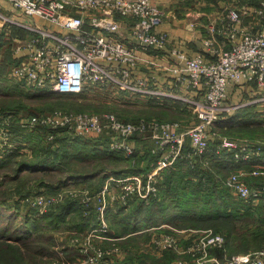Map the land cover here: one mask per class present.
<instances>
[{
	"label": "built area",
	"instance_id": "1",
	"mask_svg": "<svg viewBox=\"0 0 264 264\" xmlns=\"http://www.w3.org/2000/svg\"><path fill=\"white\" fill-rule=\"evenodd\" d=\"M228 10L227 22L218 31L219 39L203 38L205 51L190 55L182 48L167 49L171 38L168 32L157 30L163 23L164 10L155 0L0 1L4 35L11 38L10 32L21 30L12 38L18 54L13 56L18 58L10 74L26 90L49 89L75 95L92 89L115 90L158 103H183L194 116L187 123L156 119L128 122L110 112L55 110L18 118L21 129L45 130V138L50 141L57 130L107 138L108 148L132 165L144 155L155 158V165L145 171L109 173L94 194L99 224L78 243L88 264H111L112 256L120 251L115 243L92 246L94 237L109 238L99 232L107 230L106 209L116 205L129 209L136 199L158 198L161 172L177 167L178 162L194 167L214 153L223 162L239 164L222 180L223 185L244 204L264 205V140L221 136L212 146L215 122L236 118L245 109L254 110L255 117L264 119V24L254 27L245 22L237 6ZM253 11L260 22L264 20V0L248 13ZM112 12L126 21L125 33L122 21L113 18ZM205 52L212 53V59L207 60ZM152 60L167 62L160 64V70L169 72L168 82L159 81L151 70ZM142 67L148 71L140 73ZM237 87H244L246 94L235 100ZM3 133L5 128H0V136ZM141 143H149L148 148H140ZM0 146L5 151L10 144L5 141ZM244 175L256 179L247 183ZM60 194H38L34 202L42 204L43 210L60 200ZM181 233L153 234L151 246L159 252L187 257L176 264H264V248L227 253V237L222 231L186 229Z\"/></svg>",
	"mask_w": 264,
	"mask_h": 264
},
{
	"label": "rangeland",
	"instance_id": "2",
	"mask_svg": "<svg viewBox=\"0 0 264 264\" xmlns=\"http://www.w3.org/2000/svg\"><path fill=\"white\" fill-rule=\"evenodd\" d=\"M110 14L115 19L121 18L116 12ZM4 31L0 21V128H5V134L0 136V145L5 141L10 144L5 151L2 150L3 146H0V264H88L86 254L78 256L79 252L74 247L75 244L78 245L79 237L85 239L86 236L82 234H86L88 228L78 231L73 230V227L81 219L90 222L91 219L94 221L92 216L98 218V213L93 214L92 211L93 207L95 209V203L91 206L94 199L92 192L101 188L104 173L135 167L136 172L145 171L150 168V159L144 155L132 165L123 157L118 158L117 155L94 150L93 144L97 143L92 137H78L66 130H57L54 133L55 139L49 142L50 140L44 138L45 130H23L17 124L18 118L55 110L98 114L110 112L128 122H137L140 119L189 122L194 116L189 112L184 116L179 115L178 109L185 107L183 103V107L172 101L158 103L150 98L130 96L115 90L92 89L77 95L57 93L49 89L26 90L16 83L10 74L13 62L18 58H15L18 54L14 51L17 42L12 38L21 30L10 32L11 38L4 35ZM171 114H175V119H167L172 118ZM223 123L225 126L217 125L218 132L212 135L216 141L221 136L248 141L264 140L262 118L250 120L241 113L234 121ZM8 136L10 139L3 138ZM26 162L33 167H27ZM177 169L175 170L178 172ZM211 169L207 168L208 172L204 174L199 170L193 171L190 181L196 183L187 182V174L186 178L179 179L178 183L176 174H173L175 170L167 168L161 172L162 177L158 183L159 193L165 192L170 208L167 213L162 212L160 220L164 215L176 216L178 211L186 209L205 216L200 215V218H194L190 222L179 215L181 218L177 223L183 226L163 222L160 225L142 227L146 224L143 225L142 221L148 222L146 213L138 211L134 203L128 210L120 209L121 206L116 205L115 208L105 211L107 230L99 231L109 238H97L98 241H92L93 248L108 247L115 243L120 251L112 256L111 264H176L179 259L185 260L187 257L172 251H157L151 246L150 238L153 234L165 233L181 236V231L186 229H210L227 233V253L264 248L263 209L241 203L235 206L237 210L233 209L229 196L226 197L227 201L223 194V198L220 197L217 191L219 183L214 181L217 179L218 182L220 179V184L223 185L222 180L230 173L225 176L213 175ZM182 172L184 171L180 170L179 173ZM209 172L212 175L208 174ZM169 173H172V178L167 182ZM196 175H199V178H196ZM197 179L201 180L200 183ZM243 179L249 183L247 178ZM192 188H201L199 194L190 193ZM58 192H61V199L43 210L42 204L34 202L38 194ZM28 199L29 201H26ZM67 202L79 205L82 213L69 211L65 221L58 225L49 223L47 217L44 218V215L52 214L56 220L59 211L55 210ZM210 211L216 212L213 213L214 216H209ZM188 222L189 225L197 227H184L189 226ZM192 242L195 243L196 239ZM122 254L125 255L124 258L119 257ZM76 257H80L81 261Z\"/></svg>",
	"mask_w": 264,
	"mask_h": 264
},
{
	"label": "crops",
	"instance_id": "3",
	"mask_svg": "<svg viewBox=\"0 0 264 264\" xmlns=\"http://www.w3.org/2000/svg\"><path fill=\"white\" fill-rule=\"evenodd\" d=\"M155 1L164 10V21L162 24H160L157 27V30L167 31L171 38L170 44L168 45L167 49H171L173 47L182 48L185 51L187 50V52L190 55H194L198 52H201L202 50L205 51V48H204L205 46L202 43L203 38H213V39L216 38L217 40L219 39L218 31H219L220 26L223 23L227 22V19H228L227 15H228L229 7L238 6L240 10L242 11L243 20L245 22H249V24L253 25L254 27H258L260 24H264V20L261 19V22H260L257 16H255L254 11H253L254 14L248 13V11H252L258 5L260 0H155ZM120 20L122 21V31L125 33L126 21L122 20L121 18ZM182 42L183 44L181 45ZM212 57H213V54L210 52H207L205 55V58L207 60L212 59ZM174 58H176L175 55L171 57V60H173ZM149 59H151V56L149 57ZM152 59H155V58H152ZM152 61L154 62V64H151L152 66L151 70L157 74L159 81L162 83L168 82L169 80H168L167 75L169 74V72L165 70H160V64H164L167 62L165 60H156L158 63L157 64L155 60H152ZM153 69H157V70H153ZM147 71L148 70L146 68H142L140 73H146ZM245 94H246V90L244 87H240V88L237 87V89H235L233 92V99L237 100ZM253 111L254 110L252 109H245L243 112H239V114L241 113L245 114V116L248 117L250 120L251 119L256 120L258 118L255 117L256 115L254 114ZM236 116H238V114ZM224 120L226 119L215 122L211 132L212 133L218 132V130L216 129L217 125L225 126L223 123ZM184 122L187 123L188 121L185 120ZM148 146H149V143H141L139 145V147L143 149L148 148ZM200 166L202 167L201 170L203 174L208 172L207 168H210V169L212 168L211 171L213 175L225 176L229 174L231 171H235L239 167V164H236L233 162H230V164H227L226 162H223L216 158H205L204 161L201 162ZM244 166L246 168H250V164H245ZM244 177L248 179L249 183L254 182L256 179L255 177L251 175H244ZM227 190L231 198L237 200L235 192L229 188ZM137 200L139 199H136L133 203L135 204ZM112 208H115V207L112 206V207L107 208L106 210H110ZM120 208L124 209L122 206ZM124 210H128V209H124ZM174 221L175 220H173V222ZM163 222L173 224L172 222L167 221L166 219L165 220L161 219L158 225L162 224ZM142 224L143 225L145 224L142 227H145V226L148 227L156 223L153 222V224H150L148 220V222L142 221ZM82 235H85V233ZM97 238H100V237H94L93 241L94 240L98 241L99 239ZM83 240H84L83 237H79L77 241L81 242ZM74 247H75V250L79 252L78 256L83 255V253L79 250L78 245L75 244ZM119 257L124 258L125 255L122 254ZM76 258L78 261H81L80 257H76ZM78 264H81V263H78Z\"/></svg>",
	"mask_w": 264,
	"mask_h": 264
},
{
	"label": "trees",
	"instance_id": "4",
	"mask_svg": "<svg viewBox=\"0 0 264 264\" xmlns=\"http://www.w3.org/2000/svg\"><path fill=\"white\" fill-rule=\"evenodd\" d=\"M169 108V107H168ZM166 110V109H165ZM175 111V109L173 110V112ZM178 112L180 113L179 115H182V116H184V114L185 113H187L188 111L185 109V108H179L178 109ZM182 113V114H181ZM172 115V118L171 117H168L167 119H175V114H171ZM170 115V116H171ZM174 115V116H173ZM177 116V115H176ZM176 118H178V117H176ZM227 120L228 121H231V120H235V118L234 117H230V118H227L226 120H224V122L226 121L227 122ZM44 131V130H43ZM78 137H84V136H78ZM45 138V137H44ZM85 138H88V136L87 137H85ZM90 138V137H89ZM92 139L97 143V144H93V149L94 150H98L99 152H103V153H106V154H109V155H112V156H118V158L119 157H121L122 158V156L119 154V153H115V152H113L112 150H110L109 148H108V146H107V141H108V139L107 138H104V137H96V136H93L92 137ZM53 141V140H52ZM52 141H49V142H52ZM218 142V140L216 141L215 139L213 140V142H212V146H214L216 143ZM92 144V143H91ZM207 158H216V159H218L217 157H215L214 156V153H211V154H209L208 156H207ZM1 159V158H0ZM27 165H31L29 162H26V166ZM153 165H155V158L153 157V158H150V164H149V167H151V166H153ZM201 163H199V162H197V164H196V166H194V167H190V166H186L184 163H182V162H178V164H177V167H175V168H173V170H175L176 168H178L177 170H178V172L175 170L174 171V173L173 174H176V177H177V180H178V183H179V179L181 180V178H186L185 177V174H187L188 175V177H189V179H187L186 178V181L187 182H189V183H196V182H193V181H190L191 180V173H193V171H200V173H203L202 172V170H201ZM32 166V165H31ZM28 167V166H27ZM33 167V166H32ZM168 170H171V169H168ZM180 170H183L184 172H182L181 174H182V176H181V174L179 173L180 172ZM137 171V169H136V167L135 168H128V169H125L124 171H121V170H114V171H111V172H109V173H111V174H115V175H120V174H122V173H127V172H136ZM109 173H104V175H103V182H102V185H103V183H104V180H105V178H106V176H108V174ZM208 174H210V173H208ZM212 175V174H211ZM197 176H198V178H199V175H196V178H197ZM167 177H168V179H167V182H168V180L170 179V178H172V173H169V174H167ZM200 181L201 180H198L197 179V182L198 183H200ZM215 181V183L217 184V183H219V184H217V185H219L218 187V189H217V191H218V193L220 194V197L221 198H223V196H222V194L225 196L224 197V199H225V201H227L228 199H226V197L227 196H229V199H230V204L232 205V208L233 209H236L235 208V206H239V203H241V204H244L243 202H241L240 200H236V199H233V198H231V196H230V194H229V192H228V188L227 187H225V186H223L222 184H220L221 183V180L219 181L218 180V182L216 181V180H214ZM166 182V183H167ZM215 184V185H216ZM102 185H101V187H102ZM221 186H223V187H221ZM198 187V186H197ZM202 188V187H201ZM201 188H192L189 192L190 193H192V194H199V189H201ZM101 189V188H100ZM100 189H97V191L98 190H100ZM96 190L95 191H93L92 192V194H91V196L93 197L94 196V194L97 192ZM158 197L159 198H155V197H150V198H148V199H144V200H141V199H139V200H137L136 202H135V206H137V209H138V211H140V212H144V213H146L147 214V216H145V217H147V219L149 220V221H152V222H154V223H156V224H154V225H158L159 223H160V216L162 215V212L163 211H165L166 213H167V211H169L170 210V208H169V203H168V200L165 198V192H163V191H160V193H159V195H158ZM92 201H93V205H91V206H94V203H95V200L94 199H92ZM238 201H240V202H238ZM238 203V204H237ZM247 205V204H246ZM134 206V207H135ZM248 207V206H247ZM257 207H259V208H261V209H263L264 208V205L262 206V205H259V206H257ZM164 208V209H163ZM121 209V208H120ZM231 209V208H230ZM229 209V210H230ZM92 210V209H91ZM229 210H227V213L228 214H230L229 213ZM237 210V209H236ZM55 211H59V212H57V214H56V216H57V218H56V220H54V218H53V216H52V214H50V216H46V215H44V218L45 217H47V220L49 221V223H54V224H57L58 225V223H61V222H63V221H65V216L67 215V213L69 212V211H75V212H79L80 214L82 213V211L80 210V208H79V205H75V204H73V203H71V202H67L65 205L63 204L62 205V207L60 208H58V210H55ZM54 211V212H55ZM93 214H96V209H94V207H93ZM120 211V210H119ZM233 211V213H234V210H232ZM213 213H216V212H211L210 211V215L209 216H214V214ZM179 215H182V218L183 219H189V221L191 222V221H193L192 219H194V218H200L201 216L203 217V216H205V215H202V214H200V213H198V212H195V211H193V210H190V209H186V210H184V211H178L177 212V215L176 216H174V215H171V214H167V215H164L163 217H161V218H163L164 220L166 219L167 221H170V222H172L173 223V225H177V226H183V224H179V223H177V220H179L180 218H179ZM201 215V216H200ZM91 218H93L94 219V221H92V219H91V223L90 222H87V221H84V220H82L81 219V221H78L77 222V224L76 225H74V227H73V230H80V231H83V230H86V228H88L87 230H90L91 228H94V227H96L98 224H99V219L97 218V216H92ZM175 220L174 222H173V220ZM190 222H188V225H189V223ZM48 223V222H47ZM52 226H53V224H52ZM54 227H55V225H54ZM184 227H197V226H191V225H189V226H184ZM133 231V230H132ZM132 231H130V232H132ZM130 232H128V233H130ZM225 235H226V237H227V242H228V235H227V233H225V232H223ZM171 252V251H170Z\"/></svg>",
	"mask_w": 264,
	"mask_h": 264
}]
</instances>
